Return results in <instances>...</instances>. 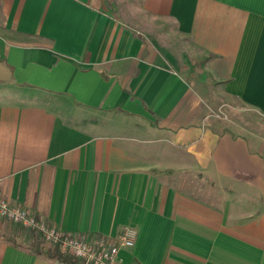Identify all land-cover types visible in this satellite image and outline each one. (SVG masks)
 Returning <instances> with one entry per match:
<instances>
[{
	"label": "crops",
	"instance_id": "1",
	"mask_svg": "<svg viewBox=\"0 0 264 264\" xmlns=\"http://www.w3.org/2000/svg\"><path fill=\"white\" fill-rule=\"evenodd\" d=\"M0 198L134 228L125 264H264V0H0ZM37 239L0 219V264H63Z\"/></svg>",
	"mask_w": 264,
	"mask_h": 264
},
{
	"label": "built area",
	"instance_id": "2",
	"mask_svg": "<svg viewBox=\"0 0 264 264\" xmlns=\"http://www.w3.org/2000/svg\"><path fill=\"white\" fill-rule=\"evenodd\" d=\"M0 219L21 226L37 234L45 244L80 260L82 264H125L122 249H132L137 239L134 228H126L116 239L104 237L85 240L77 235L63 233L46 221L36 218L28 210L11 205L0 198Z\"/></svg>",
	"mask_w": 264,
	"mask_h": 264
},
{
	"label": "trees",
	"instance_id": "3",
	"mask_svg": "<svg viewBox=\"0 0 264 264\" xmlns=\"http://www.w3.org/2000/svg\"><path fill=\"white\" fill-rule=\"evenodd\" d=\"M32 233L38 237L37 241H34L30 245V250L33 254L43 255L47 258L57 260L63 264H82V262L80 260L76 259L73 256H70V255H67V254L61 252L57 247H50V248L44 247V244H43L41 238L37 234H35L34 232H32ZM1 239L5 242L12 244L13 246H16V247L18 246L16 241L14 239L8 237V236H2Z\"/></svg>",
	"mask_w": 264,
	"mask_h": 264
}]
</instances>
